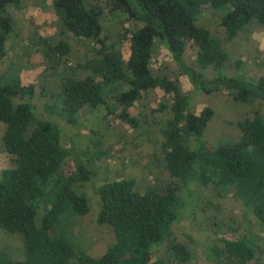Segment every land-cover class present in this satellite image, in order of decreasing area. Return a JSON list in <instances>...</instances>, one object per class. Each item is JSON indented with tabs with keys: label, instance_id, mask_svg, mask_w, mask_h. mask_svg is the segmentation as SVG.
<instances>
[{
	"label": "trees",
	"instance_id": "obj_1",
	"mask_svg": "<svg viewBox=\"0 0 264 264\" xmlns=\"http://www.w3.org/2000/svg\"><path fill=\"white\" fill-rule=\"evenodd\" d=\"M108 1L111 9L120 8L139 22L127 36L126 58L114 43H106L101 36L99 4L52 0L58 31L92 40L94 56L76 63L85 72L66 74L57 92L50 93L52 101L46 106L49 110L56 107L60 116L75 124L81 106L107 107L104 93L110 92L108 96L119 106L114 115L135 126L137 118L128 108L148 89H161L170 95V102L159 101L153 109L167 107L170 116L161 129L159 147L164 167L177 182L167 184L162 191L137 189L134 179L126 176L98 184L95 221L110 226L113 240L100 254L88 253L73 229L74 217L87 212L88 199L75 190L74 184L89 179L93 168L84 164L83 154L72 153L73 146L61 143L56 123L35 115L29 103L13 100L14 96H31L33 83H22L18 76H3L0 141L3 150L12 155L14 165L0 168V228L18 234L21 247L18 257L1 247L0 264H166L165 259L151 254V245L160 243L176 262H184L192 257L191 249L170 234L185 201L182 193L191 182L230 192L264 226V117L251 111L235 120L237 138L219 139L212 145L201 135L213 109L203 105L196 111L189 110L176 80L152 74L149 65L153 46L160 42L192 87L204 92L222 90L240 101H264V62H256L262 69L255 77H246L238 69L240 58L233 61L238 71L234 74L218 72L205 77L195 68L210 66L218 70L227 56L220 40L195 22L201 12L206 8L221 10L217 22L224 38L231 40L251 18L264 25V0ZM19 2L0 0V58L12 28L5 8H16ZM187 39L196 45L195 66L184 57ZM68 50V42L57 38L54 43L44 42L43 55L50 59ZM84 159L86 162L89 157L85 154ZM249 235V229L241 228L238 236L219 237L221 244L209 246L206 257L218 264H248L256 249Z\"/></svg>",
	"mask_w": 264,
	"mask_h": 264
},
{
	"label": "rangeland",
	"instance_id": "obj_2",
	"mask_svg": "<svg viewBox=\"0 0 264 264\" xmlns=\"http://www.w3.org/2000/svg\"><path fill=\"white\" fill-rule=\"evenodd\" d=\"M85 1L101 6V36L106 43H114L123 58H126L127 36L139 22L128 17L120 8L111 9L108 0ZM15 7L7 5L5 8L11 18L12 28L5 40V54L0 58V78L18 76L22 83H33L34 92L31 96H14L13 100L29 103L35 115L56 123L60 129L61 143L69 146L68 148L73 146L72 153L83 154L84 164L93 168L89 179L74 184L76 191L86 194L88 210L83 215L74 217L76 227L73 229L80 245L88 253L98 255L113 240L110 226L95 221L98 184L117 176H126L134 179L137 189L150 187L162 191L167 184L177 182L164 167L159 147L161 129L170 112L167 107L153 109L159 101L169 104L170 95L157 87L145 91L128 108L137 118L135 126H130L114 115L119 106L108 96L110 92L104 93L107 107L102 104L95 107L83 105L76 112L75 124H69L56 112V107L49 110L46 103L52 101L50 93L57 92L59 83L66 74L82 75L85 72L76 63L82 64L94 56L92 40L59 32L52 0H20L19 6ZM220 12L221 10L206 8L195 22L208 28L220 40L227 54L221 68L217 70L208 66L199 70L194 62L196 45L190 39L186 40L185 59L202 76L211 77L218 72L237 73L233 61L240 58L242 63L238 69L246 77H255L262 69L256 62H264V25L251 18L231 40H226L223 29L217 22ZM57 38L65 39L69 50L57 55L58 57L51 55L50 59L45 58L44 42L54 43ZM149 65L152 74H164L176 80L179 90L186 95L189 110L196 111L203 105L213 109L201 135L212 145L219 139L237 138L239 129L235 120L251 111L256 110L264 117V101H240L232 99L222 90L204 92L192 87L163 43L155 42ZM2 128L3 124L0 122V134ZM85 154L89 157L86 162ZM11 157V154L3 150L0 141V168L14 165ZM68 163L72 165L70 161ZM68 163L66 167H69ZM182 196L185 201L171 224L170 237L189 246L192 257L184 262H176L162 243L151 245L153 256L165 259L166 264H218L206 257L207 248L212 244L220 245L219 237L238 236L241 228H247L250 230L249 238L256 248L255 255L248 264H261L264 261V226L230 192L212 190L191 182ZM1 247H6L13 256L18 257L21 247L18 234L0 228Z\"/></svg>",
	"mask_w": 264,
	"mask_h": 264
},
{
	"label": "clouds",
	"instance_id": "obj_3",
	"mask_svg": "<svg viewBox=\"0 0 264 264\" xmlns=\"http://www.w3.org/2000/svg\"><path fill=\"white\" fill-rule=\"evenodd\" d=\"M257 39H259V37H256Z\"/></svg>",
	"mask_w": 264,
	"mask_h": 264
}]
</instances>
